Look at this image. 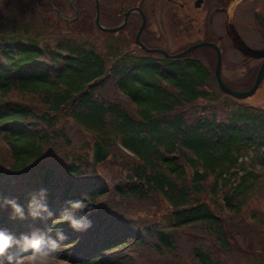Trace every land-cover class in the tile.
Masks as SVG:
<instances>
[{"label": "trees", "instance_id": "obj_1", "mask_svg": "<svg viewBox=\"0 0 264 264\" xmlns=\"http://www.w3.org/2000/svg\"><path fill=\"white\" fill-rule=\"evenodd\" d=\"M39 2L8 1L4 6L11 13L20 7V14L39 15L53 28L63 23L71 26L72 18L65 21L59 15L73 12L67 0ZM79 2L84 5L79 6L82 15L76 19L87 21L83 19L89 13L94 18L93 1ZM208 71L198 59L129 58L122 53L115 64L106 65L100 52L79 43H58L52 48L34 38L1 36L0 137L8 154L0 161V197L17 200L27 211L30 195L46 189L48 207L56 217L13 220L11 209L4 207L0 208V228L15 236L34 229L49 234L63 230L68 239L62 242L60 256L72 264H131L133 249L147 246L152 236L155 251H170L177 245V230L191 224L201 226L223 248L222 216L209 205L216 203L218 194L221 203L236 212L247 188L261 176L264 108L227 105L225 117L219 119L213 112L206 115L202 106L185 111L199 99L210 100L205 85ZM106 79L113 81L118 99L97 92ZM66 117L80 129L95 133L103 145L110 134L130 153L119 151L129 170L121 171L126 184L111 191L114 201L107 207L113 211L111 219L96 211L110 195V186L101 179L104 176L99 177L93 165L64 154V146L70 143L63 123ZM208 176L211 180L205 190ZM154 192L167 202V220L155 218L143 228L123 218L127 215L117 208L120 201L116 205V200L144 201ZM204 193L214 198L207 202ZM70 200H83L91 209L88 230L73 232L58 219ZM128 246L133 256L124 259L131 251ZM190 255L194 264H214L207 250L191 247Z\"/></svg>", "mask_w": 264, "mask_h": 264}, {"label": "rangeland", "instance_id": "obj_2", "mask_svg": "<svg viewBox=\"0 0 264 264\" xmlns=\"http://www.w3.org/2000/svg\"><path fill=\"white\" fill-rule=\"evenodd\" d=\"M11 1L18 3L20 0ZM45 1L46 0H40L39 3L43 5L46 3ZM99 1L101 3V0ZM7 2L8 0H0V9L1 7L3 8V14L0 16V37L16 36L21 37L22 39L27 37L34 38L40 45L50 46L52 48H54L58 43H79L84 46L95 48L98 52H100L105 58L106 65H108L109 62L111 65L112 63L115 64L116 58L120 53L128 55L129 58L130 56H145V53H143L133 42V33L135 29L127 31L124 29V32L118 31L119 28L116 31H101L95 25V17L92 18L90 13L88 18L83 19L87 21L79 22L76 19L73 23H71L70 27L63 23L59 28H53L39 15L30 16L29 14L25 15L23 12L20 14V7L14 9L12 13L8 10L6 11L4 3ZM106 5H108L107 7L110 8V3H106ZM65 9L66 6L62 8L64 11ZM144 9L147 10L148 15L145 24L146 33H150L149 38H158V23L154 22L149 17L148 3ZM66 14L68 16H72L73 12H66ZM81 15L82 11L79 9V16ZM258 17L260 16L258 15ZM103 18V21H101V19L99 20L101 25L110 28L117 26L115 25L111 27V25L115 24V22L110 21L109 12H107ZM224 20L225 19L222 17V20L219 21V18H215L214 16L210 27L207 25L208 22L206 19L205 22L201 24V27L203 26L205 28L207 25L208 28L214 32V37L217 41V36H219L221 33V26L216 24L224 22ZM121 26L119 27L121 28ZM246 27H248V32L258 31L257 28L250 31V26L241 25L239 28L241 36L247 35L243 32V29ZM196 28L197 26H192L190 29L196 30ZM235 33L236 32L233 34ZM225 34H228L227 31ZM188 39L194 40L195 37H188ZM228 40L231 44L229 37ZM234 40L235 41L233 42V45L236 46L237 38L234 37ZM245 40L247 41V39ZM172 41L173 42L172 44H169V47L166 46V51L168 52L175 51L178 47L174 40ZM143 43L147 46H159L160 44V42L157 40H154L153 42L143 41ZM238 43L240 45V49L237 53L238 55H233V57L236 58V60L232 63L233 65H231L229 62L227 65H224L225 62L223 60L221 61L222 66L220 64L222 69V80L224 81L226 87L231 90H238L240 87L239 85H232L236 82L229 81L227 78H239V83H241L242 80V82L245 83L246 87L248 88L249 86L251 87L253 85L259 69V66L257 68L255 62L251 60H244L245 54H243L241 49L243 43L240 38L238 39ZM195 45L196 43L190 46ZM194 51L193 56H195L197 59L200 58L206 66L210 65L211 59L205 58L207 54L206 50L196 49ZM148 57L156 58L158 56L150 55ZM237 59L241 60L239 65L236 64ZM208 74V81L205 83V85L208 87L206 88V92L207 97L210 100L199 99L195 103L187 105L184 109L185 111L193 112L194 110H197L199 106H202L203 112L206 115H208L209 112H213L216 114V118L219 119L225 117V106L227 105L232 107L236 106V104H240L264 108V81H262L264 79V74L254 92L248 98L241 100H235L230 95L223 94L218 89L209 71ZM245 77H247V79ZM241 90H244V88H241ZM17 91L18 90L15 89L14 94ZM97 92L110 99H114V97L118 99L120 96L117 93V89L114 86L113 81H109L108 79H106V82L98 86ZM14 94L11 95L13 98H15ZM221 103H225L226 105ZM129 105L131 106V104ZM133 112L134 111H130L131 114ZM66 118L67 119L63 120V123L67 127L70 136V143L66 147L64 146V154L68 158H70V156H74L77 159L80 158V160L88 166H90V164L93 165L96 174L99 175V177L104 176L101 177V179L106 183V185L110 186V195L100 203L96 211L100 213H106V219H111L113 218V211L111 209L110 212L107 211L108 205H111L114 201L113 192L111 191H113L115 187H120L121 184H126L124 183L125 178L122 177L121 171L127 172L129 170V166L127 163H123V159H121L122 154L119 152L121 149L118 147L115 140H111L110 134H108L106 138L105 146L108 151L106 158L101 162L93 163V139L91 135L95 133L80 129L74 124L73 120L68 117ZM122 153L127 155L125 152ZM7 154V144L5 140L0 137V161H3V156H7ZM185 155L190 156L189 153ZM125 160L131 161V159H128L127 157ZM180 163H183L182 160H180ZM88 170L89 168L86 169V171ZM210 180L211 177L208 176L207 181L203 186L205 187V190L208 189ZM202 198L205 201L210 202V200H212L214 197L204 193ZM214 199L216 203L210 204L209 206L216 215L222 216L221 228L226 235L225 245L223 248L219 247L212 235L208 234L205 230L203 231L201 226L198 224H194V226H192L191 224L188 225L189 227L183 226L177 230L179 231L176 236L177 245H175V247H173L170 251H164L162 248H160L159 251H155L151 246V243L155 240L152 236L150 239H148L147 246L143 247L142 249L140 247L133 249L134 258L131 260V264H194L190 255L191 247L192 249L199 247L201 249L207 250L209 252L210 260L214 264H264V169L261 176L258 177V179L249 188H247L246 193L239 201V209L236 212L228 210L221 203L218 194H216ZM119 201L120 206H117V208L119 210H125L127 216H124L123 218L128 220L130 223H137V225L141 224L144 228L150 226V224L154 222L155 218L160 222L167 220L166 216L169 210L167 202L161 195L155 192L154 194L146 196L144 201L126 197L116 200V205ZM102 209H104V211ZM127 249H130L131 251L130 253L125 254L124 259H127V256L130 254L133 256L132 247L128 246ZM13 252H16L15 248H13L12 253ZM0 264H7V261H0ZM68 264L72 263L68 262Z\"/></svg>", "mask_w": 264, "mask_h": 264}, {"label": "flooded vegetation", "instance_id": "obj_3", "mask_svg": "<svg viewBox=\"0 0 264 264\" xmlns=\"http://www.w3.org/2000/svg\"><path fill=\"white\" fill-rule=\"evenodd\" d=\"M67 1L72 7L73 15L67 17L63 16L61 13H59V15L65 21L73 20V23L79 15V6H83L84 4H81L79 0ZM97 3L99 18L105 16L106 13L109 12L110 21L115 22L111 27L117 25L119 28L118 31L123 32L124 29L125 31L135 29L133 33V42L136 31L142 23L137 39L139 43H142L147 48L162 49L168 55H172L174 53H179L184 49L191 47L190 45L196 43L185 57L197 59L193 56V53L195 52L194 50H206L207 54L205 58L211 59V63L208 67L212 77L214 76L217 58L218 76L221 80V61L223 60L225 62L224 65H227L228 62L233 65L232 63L236 60L233 55H238L237 53L240 49L238 43L239 38L243 43L241 49L243 54H245L244 60L255 62L258 68L263 59L264 0H101V3L97 0ZM106 3H110V8L107 7L108 5H106ZM147 3L149 4L150 19L158 23V38H149L150 33H146L145 24L148 15L147 10L144 9V7ZM93 7L95 15L96 7L94 1ZM258 15L260 17H258ZM214 16L215 18H219V21L222 20V17L225 19L224 22L216 24L221 26V33L217 36V41L215 40L214 32L208 28V26L210 27ZM71 17L72 19L70 20ZM205 19L208 22V26L206 25L204 28L203 26L201 27V24L205 22ZM241 25L250 26V31L255 28H257L258 31L248 32V27H246L243 29V32L247 35L241 36L239 32ZM119 26H121V28ZM192 26H197L196 30L190 29ZM226 31L228 34H225ZM234 32L236 33L233 34ZM188 37H195V39L190 40ZM228 37L230 38L232 45L230 44ZM234 37L237 38L236 46L233 45V42L235 41ZM245 39H247V41ZM154 40L160 42L159 46H147L143 43V41L153 42ZM172 40H174L178 47L175 51L168 52L166 51V46L169 47V44H172L173 42ZM200 43L202 44L197 45ZM198 60L202 61L200 58H198ZM240 62L241 60L237 59L236 64L239 65ZM245 78L247 79V77ZM227 79L236 82L232 85H239L240 87L238 90L232 91H244L249 88L246 87V84L243 83L242 80L241 83H239V78ZM262 81H264V79ZM241 88H244V90H241Z\"/></svg>", "mask_w": 264, "mask_h": 264}, {"label": "clouds", "instance_id": "obj_4", "mask_svg": "<svg viewBox=\"0 0 264 264\" xmlns=\"http://www.w3.org/2000/svg\"><path fill=\"white\" fill-rule=\"evenodd\" d=\"M11 209V219L16 220H49L56 214L48 207L47 190L41 189L30 195L27 211L15 199L0 197V208ZM91 209L83 200L67 201L61 209L59 220L67 223L73 232H84L92 226L88 213ZM68 237L63 230L57 229L54 234L34 229L31 232L15 236L6 229L0 228V261L7 264H68L60 259L62 242ZM16 249L15 253L10 250Z\"/></svg>", "mask_w": 264, "mask_h": 264}, {"label": "water", "instance_id": "obj_5", "mask_svg": "<svg viewBox=\"0 0 264 264\" xmlns=\"http://www.w3.org/2000/svg\"><path fill=\"white\" fill-rule=\"evenodd\" d=\"M94 3H95V7H96V13H95V18H94V22L96 24V26L100 29V30H103V31H107V32H110V31H116L118 29V26L116 27H112V28H109V27H104L100 24L99 22V14H98V3H97V0H94ZM142 27V23L140 24L138 30L136 31V34H135V37H134V41L136 44H138V46L144 50V51H147V52H157V53H161L164 57H166V53L163 52L161 49H147L145 48L141 43L138 42V39H137V36H138V33L140 31ZM202 43L200 44H197V45H201ZM193 46L185 49L184 51L180 52V53H177V54H174L172 57H180L182 56L183 54H185L187 51H189V49H191ZM218 58H217V61H216V64H215V70H214V75H215V79L217 81V85L219 87V89L226 93V94H229L235 98H243V97H246V96H249L254 88L256 87L257 83L259 82L263 72H264V53H263V59L259 65V69H258V73L256 75V78L254 80V83L253 85L251 86L250 89H248L247 91H244V92H233L229 89H227L223 84L222 82L220 81L219 77H218ZM93 152H92V161L93 163H98V162H101L102 160H104L106 158V155H107V150H106V147L103 146V144L101 143V141L99 140L98 137L96 136H93Z\"/></svg>", "mask_w": 264, "mask_h": 264}]
</instances>
